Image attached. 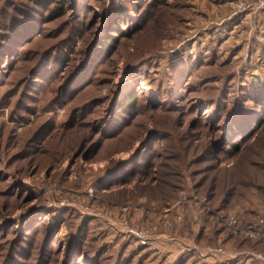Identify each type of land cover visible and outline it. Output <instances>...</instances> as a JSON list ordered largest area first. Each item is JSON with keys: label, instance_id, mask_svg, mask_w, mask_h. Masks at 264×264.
<instances>
[{"label": "rangeland", "instance_id": "obj_1", "mask_svg": "<svg viewBox=\"0 0 264 264\" xmlns=\"http://www.w3.org/2000/svg\"><path fill=\"white\" fill-rule=\"evenodd\" d=\"M58 1L0 0V264H264V6Z\"/></svg>", "mask_w": 264, "mask_h": 264}, {"label": "trees", "instance_id": "obj_2", "mask_svg": "<svg viewBox=\"0 0 264 264\" xmlns=\"http://www.w3.org/2000/svg\"><path fill=\"white\" fill-rule=\"evenodd\" d=\"M24 2L22 4L25 5H30L34 8L39 7V8H45L48 9L49 5H53L48 9V19L46 18V20L48 21H52V19H58L60 17H62L63 12H64V7H63V3L62 1H58V0H23ZM117 14V12H114ZM128 35V34H127ZM95 43V41L93 42V44ZM106 51L109 50V47L106 46L104 47ZM91 50V49H90ZM89 60V59H88ZM133 95L132 97L128 98L129 101H127V106H130L131 108H133V106L135 105V99H134ZM246 123V122H244ZM244 123H239L240 126L242 127L244 125ZM247 125L244 126L243 129V135H244V140L246 138H248L251 135V132H248V129L246 128V126H248L250 124V121L248 123H246ZM240 137H242V135H239ZM240 145L235 143L233 145V149L234 151H237L239 149ZM232 151L230 150V152H228L227 154H230ZM217 228L215 229V233L217 232ZM195 259H198L197 257L194 256V254L191 251H186L183 255H181V257H179L177 259V261L174 264H189V263H193V261ZM196 264H207L204 261L198 262L196 261Z\"/></svg>", "mask_w": 264, "mask_h": 264}, {"label": "crops", "instance_id": "obj_3", "mask_svg": "<svg viewBox=\"0 0 264 264\" xmlns=\"http://www.w3.org/2000/svg\"><path fill=\"white\" fill-rule=\"evenodd\" d=\"M171 245H172V244H167V243L164 242V249H169V248H170V250H172V249H171V248H172ZM175 246H177V245H175ZM180 252H183V250H182V251L180 250ZM180 252H179L178 254H180ZM164 256H165V255H164ZM169 257H170V256H169V254H168V257H167L168 260L170 259ZM177 258H178V257H176V259H177ZM168 260L166 259L165 264L170 263V261H168ZM176 261H177V260H176ZM171 262H172V261H171ZM173 264H174V263H173Z\"/></svg>", "mask_w": 264, "mask_h": 264}, {"label": "built area", "instance_id": "obj_4", "mask_svg": "<svg viewBox=\"0 0 264 264\" xmlns=\"http://www.w3.org/2000/svg\"><path fill=\"white\" fill-rule=\"evenodd\" d=\"M256 6H264V0H258L257 3L255 4ZM234 219L230 220L229 223H234ZM252 231V230H251ZM139 238V237H138ZM220 249H217L219 251ZM217 251H212V252H217Z\"/></svg>", "mask_w": 264, "mask_h": 264}]
</instances>
